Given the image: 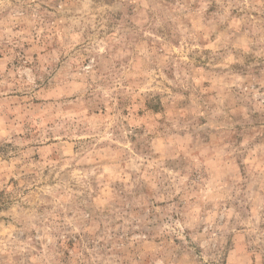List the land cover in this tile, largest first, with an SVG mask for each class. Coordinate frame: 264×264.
<instances>
[{
    "label": "rangeland",
    "instance_id": "rangeland-1",
    "mask_svg": "<svg viewBox=\"0 0 264 264\" xmlns=\"http://www.w3.org/2000/svg\"><path fill=\"white\" fill-rule=\"evenodd\" d=\"M0 264H264V0H0Z\"/></svg>",
    "mask_w": 264,
    "mask_h": 264
}]
</instances>
